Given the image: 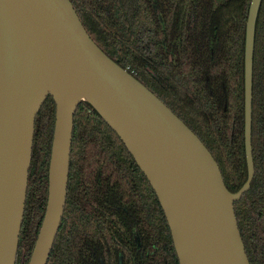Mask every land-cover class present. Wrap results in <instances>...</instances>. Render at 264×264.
I'll return each mask as SVG.
<instances>
[{
  "label": "trees",
  "instance_id": "16d2710c",
  "mask_svg": "<svg viewBox=\"0 0 264 264\" xmlns=\"http://www.w3.org/2000/svg\"><path fill=\"white\" fill-rule=\"evenodd\" d=\"M93 41L113 61L151 88L204 143L226 187L247 181L244 138V55L251 0H70ZM214 49L207 67L175 66L166 46H177L191 22ZM196 28V29H197ZM264 0L255 41L252 187L235 203L251 264H264ZM193 29L192 32L196 31ZM164 47V48H163ZM163 61L147 80L145 59ZM182 72H181V71ZM206 75L210 78L206 82ZM209 88L213 90L210 95ZM150 90V89H149ZM214 97V98H213ZM227 102V110L224 107ZM56 105L49 96L35 123L32 162L16 264H29L48 202ZM102 191L99 192V182ZM110 186L106 196L104 187ZM98 199L100 204L98 205ZM86 211V217L83 212ZM133 211L135 216L122 219ZM133 219V220H132ZM139 230L131 238L128 229ZM140 241V246H138ZM134 255L133 264H179L158 198L128 150L100 115L82 102L74 116L67 206L48 264H101L96 254ZM113 258H110L112 260Z\"/></svg>",
  "mask_w": 264,
  "mask_h": 264
},
{
  "label": "water",
  "instance_id": "95a60500",
  "mask_svg": "<svg viewBox=\"0 0 264 264\" xmlns=\"http://www.w3.org/2000/svg\"><path fill=\"white\" fill-rule=\"evenodd\" d=\"M251 0L244 55L248 177L232 193L200 138L93 41L70 0H0V264H16L37 115L56 105L48 202L29 264H48L67 201L74 116L88 103L148 179L180 264H251L235 203L250 191L257 22Z\"/></svg>",
  "mask_w": 264,
  "mask_h": 264
},
{
  "label": "flooded vegetation",
  "instance_id": "af4514ba",
  "mask_svg": "<svg viewBox=\"0 0 264 264\" xmlns=\"http://www.w3.org/2000/svg\"><path fill=\"white\" fill-rule=\"evenodd\" d=\"M224 1L227 0H217V2L221 5L224 3ZM258 24V22H257ZM191 30L193 31V29L197 28V25L192 21L191 22ZM190 30H185V37H192L191 44H187L185 43L187 40L184 39L183 37V29H180L178 32V40H177V46H173L170 49V46H166L165 50L167 49L168 51H170L169 54V60L172 59V57L174 56V50H176V54H175V66H180V67H186V66H191L192 68H198V67H207L210 65V61H209V56L207 53V48L209 50L210 53V59L213 60L214 59V49L211 47H209L208 45V41L206 39V37H202V34L199 36V32L198 28L196 29V31L194 32H189ZM264 32L263 29L261 28V33ZM164 48V47H163ZM157 56L155 55H148V57L145 59L146 61V69L148 70V75H147V80L148 82L151 84V79L155 76V73L153 72L154 67L157 65L159 66V68L163 65L164 63L163 61H161V59H157ZM118 63V62H117ZM181 71V70H180ZM182 72V71H181ZM210 78L206 75V82H209ZM147 87V86H146ZM150 91H152L163 103L164 100L156 93L154 92L151 88ZM209 93L210 95H213V90L211 88H209ZM214 98V97H213ZM166 105V104H165ZM225 111L227 110V102L225 104L224 107ZM148 184L149 181L147 179ZM69 183H70V172H69ZM69 183H68V189H69ZM98 188L100 189L99 192H103L102 191V182L100 180L99 184H98ZM109 188L110 186H105L104 187V194L107 196L109 193ZM67 196H68V191H67ZM100 204L99 199H98V205ZM66 206H67V201H66ZM65 206V209H66ZM135 216V213L133 211H128L127 213H125L124 217H122V219H129ZM83 217H86V211L84 210L83 212ZM133 220V219H132ZM128 229L131 232V238L133 240L134 239V234L138 233L139 230L132 228L129 224V222L127 223ZM138 246H140V241H138ZM112 254L110 256L107 255H102V254H96L97 258H99V261L101 264H133L134 263V255H129V254H125L124 257L122 256H117L115 255L113 252H111ZM178 257V256H177ZM110 258H113L112 260H110ZM179 261V259H178ZM180 264V263H179Z\"/></svg>",
  "mask_w": 264,
  "mask_h": 264
},
{
  "label": "rangeland",
  "instance_id": "374dc122",
  "mask_svg": "<svg viewBox=\"0 0 264 264\" xmlns=\"http://www.w3.org/2000/svg\"><path fill=\"white\" fill-rule=\"evenodd\" d=\"M221 1H223V0H221Z\"/></svg>",
  "mask_w": 264,
  "mask_h": 264
}]
</instances>
